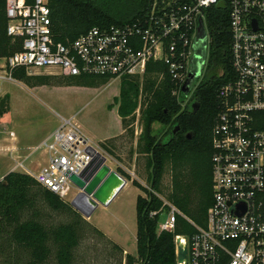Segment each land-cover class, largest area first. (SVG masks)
Segmentation results:
<instances>
[{
    "label": "built area",
    "instance_id": "built-area-1",
    "mask_svg": "<svg viewBox=\"0 0 264 264\" xmlns=\"http://www.w3.org/2000/svg\"><path fill=\"white\" fill-rule=\"evenodd\" d=\"M216 4L227 10L233 76L216 95L212 203L206 223L197 225L155 191L162 206L149 215H160V231H172L178 215L196 229L190 237L175 236V264H264V0H151L134 20L94 26L67 42L52 35L49 0H3L6 34L19 39L21 46L9 55L0 54V86L18 81L15 69L27 75L48 71L115 79L142 75L148 61L159 60L167 65L178 94L188 76L199 20L208 54L205 15ZM38 149L47 161L36 172L23 161L15 167L69 202L80 192L70 174L81 175L101 154L73 116H60L57 127L33 152ZM179 246L186 248L185 257L178 255Z\"/></svg>",
    "mask_w": 264,
    "mask_h": 264
},
{
    "label": "trees",
    "instance_id": "trees-1",
    "mask_svg": "<svg viewBox=\"0 0 264 264\" xmlns=\"http://www.w3.org/2000/svg\"><path fill=\"white\" fill-rule=\"evenodd\" d=\"M113 2L124 4L114 7ZM150 2L151 0H49L52 35L56 41L67 42L94 26L130 22L143 15ZM128 14L130 15L125 17ZM205 16L210 34L207 68H218L221 73H212L196 85L194 96L198 107L195 110L192 106L181 108L183 99L180 101L178 95L181 98L187 95L181 90L174 94L176 85L168 73L167 65L159 60L147 62L141 86L131 83V91H123L121 88L118 97H114V103L118 104V115L125 118L137 107L139 94L144 95L143 128L137 146L143 140V151L149 155L151 188L155 190L167 167L171 178L167 198L190 220L201 226L206 223L207 209L212 203L211 134L217 113L216 95L218 88L233 76L227 10L216 4L206 9ZM6 24L3 0H0L1 55H9L21 46L19 39H12L6 34ZM13 75L17 80L32 79L23 69H15ZM65 77L72 84L83 85H88L83 82L86 79H107L86 75L76 76L78 79ZM33 78L45 81L49 76L37 75ZM0 111L4 112L3 106ZM154 124L160 127L155 128ZM175 125L178 128L174 132ZM165 127H168L167 131ZM163 130L167 132V139L158 137ZM187 132H192V137H186ZM132 184L144 190L146 196L136 197V252L125 254V264H175V236L190 237L196 229L178 215L172 231H160V215L150 216L149 213L161 208V200L153 191H148L135 180H132ZM38 200L54 210L72 214L74 219L56 224L49 230L35 219H23V210ZM81 218L80 213L67 201L41 187L29 174L9 171L0 180L1 264L12 257L11 252L17 253L25 264H41L48 258L51 244L55 248L56 264H70L73 248L79 241ZM114 247L122 252L118 244H114Z\"/></svg>",
    "mask_w": 264,
    "mask_h": 264
},
{
    "label": "rangeland",
    "instance_id": "rangeland-1",
    "mask_svg": "<svg viewBox=\"0 0 264 264\" xmlns=\"http://www.w3.org/2000/svg\"><path fill=\"white\" fill-rule=\"evenodd\" d=\"M113 3L114 7L124 4ZM204 72L203 67L198 83L204 79ZM37 75L49 78L45 81L33 78ZM29 76L32 79L5 82L0 86V109L2 106L4 109L3 113L0 111V180L12 170L25 172L15 167L18 161H23L31 172H36L44 165L47 155L43 149L33 152L34 146L59 124L60 116H73V122L91 137V141L105 156L106 164L126 178L128 183L107 206L98 205L89 218L79 212L82 217L79 241L73 248L70 264H125V254L136 252V197L146 196L144 190L132 184V180L164 198L168 197L170 191L171 178L167 167L155 190L151 188L149 155L143 151V140H139L142 145L137 146L143 128L144 95L139 94L137 107L125 118L118 115V104L114 103V97H118L121 88L131 91V83L141 86L143 74L84 80L88 85L72 84L64 75L48 71ZM69 78L78 79L76 76ZM197 84L185 98L178 95L180 101L183 99L182 109L196 101L194 90ZM154 127L160 126L154 124ZM165 130L159 133V138L167 139ZM72 190L76 191V188ZM22 218L35 219L48 230L56 224L74 219L72 214L54 210L42 200L25 208ZM115 241L123 245L122 252L114 247L117 244ZM50 246L48 258L41 264H56L55 248L52 244ZM11 256L4 264H25L17 253L11 252Z\"/></svg>",
    "mask_w": 264,
    "mask_h": 264
},
{
    "label": "water",
    "instance_id": "water-1",
    "mask_svg": "<svg viewBox=\"0 0 264 264\" xmlns=\"http://www.w3.org/2000/svg\"><path fill=\"white\" fill-rule=\"evenodd\" d=\"M193 50L188 76L181 87V92L185 95L189 94L197 83L207 55V35L201 20H199ZM191 106L194 110L198 107L195 102ZM177 128L178 126H175L174 132ZM186 137H192V132H187ZM105 159V156L97 154L89 168L81 175L70 174L69 176V179L80 189L77 196L70 201V205L87 218L98 205L107 206L127 183V179L108 166ZM178 248V255L185 257L186 248L181 246Z\"/></svg>",
    "mask_w": 264,
    "mask_h": 264
},
{
    "label": "flooded vegetation",
    "instance_id": "flooded-vegetation-1",
    "mask_svg": "<svg viewBox=\"0 0 264 264\" xmlns=\"http://www.w3.org/2000/svg\"><path fill=\"white\" fill-rule=\"evenodd\" d=\"M208 56H209V54H207L206 55V60H205V63H204V70H205V72H204V78L205 77H208V76H210V75H212V73H214L213 75H220V73H221V70H219L218 68H211V69H209L208 70V68H207V64H208ZM200 78V77H199ZM199 78H198V80H199ZM197 83H198V81H197ZM196 83V84H197ZM194 86H195V84H194ZM193 86V87H194ZM193 87H192V89H193ZM191 89V90H192ZM195 101V100H194ZM193 103V102H192Z\"/></svg>",
    "mask_w": 264,
    "mask_h": 264
},
{
    "label": "crops",
    "instance_id": "crops-1",
    "mask_svg": "<svg viewBox=\"0 0 264 264\" xmlns=\"http://www.w3.org/2000/svg\"><path fill=\"white\" fill-rule=\"evenodd\" d=\"M56 127H57V126H56ZM56 127H54L53 129H51V130L49 131L48 134H50V133H51ZM48 134H47V135H48ZM47 135H46V136H47ZM46 136H45V137H46ZM107 136H109V135H107ZM107 136H106V137H107ZM88 137H89V135H88ZM43 138H44V137H43ZM89 138H91V137H89ZM41 140H42V139H41ZM39 142H40V141H39ZM127 183H128V181H127ZM127 183H126V184H127ZM125 186H126V185H125ZM123 188H124V187H123ZM123 188H122V189H123ZM122 189H121V190H122ZM121 190L117 193V195L121 192ZM117 195H116V196H117ZM116 196H115V197H116ZM115 197H114V198H115ZM135 240H136V230H135ZM115 242H116V241H115ZM116 243H117L118 245H120L121 248L123 247L122 244H120V243H118V242H116ZM124 251H125V249H124Z\"/></svg>",
    "mask_w": 264,
    "mask_h": 264
}]
</instances>
